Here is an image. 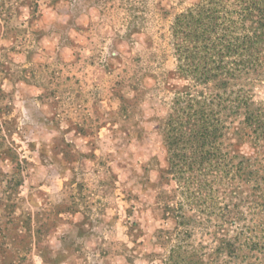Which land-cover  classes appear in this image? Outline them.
Returning <instances> with one entry per match:
<instances>
[{
  "label": "rangeland",
  "instance_id": "obj_1",
  "mask_svg": "<svg viewBox=\"0 0 264 264\" xmlns=\"http://www.w3.org/2000/svg\"><path fill=\"white\" fill-rule=\"evenodd\" d=\"M203 1L0 0V264H264V44Z\"/></svg>",
  "mask_w": 264,
  "mask_h": 264
},
{
  "label": "trees",
  "instance_id": "obj_2",
  "mask_svg": "<svg viewBox=\"0 0 264 264\" xmlns=\"http://www.w3.org/2000/svg\"><path fill=\"white\" fill-rule=\"evenodd\" d=\"M174 29L177 36L181 35L182 42L187 40L189 44L195 43L193 38L200 39V42L219 40L226 41V48L229 49L239 41L240 36L239 47L247 43L264 44V0H230L229 7L220 0H206L180 13L176 17ZM184 49L188 51V48ZM201 76L204 79L212 77L208 72ZM190 130L196 129L192 127ZM204 133L208 134L198 129L191 137L193 155L198 158H202L205 153L204 144L209 135L205 136Z\"/></svg>",
  "mask_w": 264,
  "mask_h": 264
}]
</instances>
